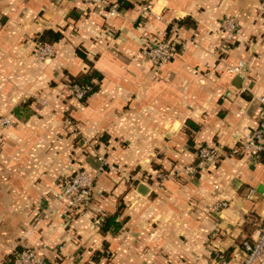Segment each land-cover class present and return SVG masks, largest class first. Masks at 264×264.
I'll return each mask as SVG.
<instances>
[{"label": "crops", "instance_id": "0c3cea01", "mask_svg": "<svg viewBox=\"0 0 264 264\" xmlns=\"http://www.w3.org/2000/svg\"><path fill=\"white\" fill-rule=\"evenodd\" d=\"M105 1L0 0V117L12 119L0 130V264L23 248L45 264H213L231 249L241 264L238 242L264 225V158L226 152L264 118V0ZM228 15L240 22L230 43ZM175 31L186 46L154 76L145 45ZM46 32L59 39L39 62ZM238 63L244 74L229 73ZM89 69L95 90L77 101L67 83ZM203 146L224 152L215 167L160 182ZM78 170L94 176L82 211L59 197ZM114 215L118 231L102 233Z\"/></svg>", "mask_w": 264, "mask_h": 264}, {"label": "built area", "instance_id": "2783aa9c", "mask_svg": "<svg viewBox=\"0 0 264 264\" xmlns=\"http://www.w3.org/2000/svg\"><path fill=\"white\" fill-rule=\"evenodd\" d=\"M84 4L102 5L105 0H78ZM142 13L149 11V6H140ZM116 10L110 9V14L114 15ZM239 18L237 15L224 16L219 22V30L222 40L226 43L232 42L239 32ZM179 44L185 47L186 44L180 38V33L175 31L172 37L161 39L153 43H147L144 48V56L148 60L151 72L157 76L161 68L172 60L179 51ZM33 56L39 61L44 62L54 56V47L51 44L36 41L33 45ZM231 74H244L242 63L236 67L228 68ZM68 95L77 100L84 101L90 92L88 85L71 83L67 85ZM258 103L264 108V96L257 98ZM12 125V119L8 116L0 117V130L7 129ZM224 152L214 146L199 147L196 151V162L194 165L178 172L162 173L158 175L160 182L170 178H182L192 176L208 167H215ZM260 154H264V118L259 122L258 127L250 134L242 138L236 146L226 152L227 157H248L257 160ZM99 161L104 160L99 157ZM94 185V176L85 170H78L73 175L63 177L60 182L61 191L59 197L66 201L72 210L82 211L90 203L91 190ZM251 193V192H250ZM227 206L225 202H217L213 207L215 210L223 209ZM243 258L241 264H264V225H260L255 230L254 239L242 243ZM213 264H229L223 251H216ZM11 264H45L32 248H23L13 254Z\"/></svg>", "mask_w": 264, "mask_h": 264}, {"label": "trees", "instance_id": "16d2710c", "mask_svg": "<svg viewBox=\"0 0 264 264\" xmlns=\"http://www.w3.org/2000/svg\"><path fill=\"white\" fill-rule=\"evenodd\" d=\"M45 36H47V41L48 42H45V41H41L43 43H47V44H51L53 43L54 41H57V39H59V35L56 34L54 35L52 32H46L45 33ZM43 40H46V37L44 38L43 37ZM81 57H84V56H81ZM95 79H99V75L97 72H95L93 69H89L87 72L85 73H80L78 74L77 76H74L70 79V82L67 83L68 85L69 84H79V85H88L90 87V92H89V95L95 90V84H93V80ZM264 158V154H260L258 159L262 160ZM115 215L114 216H109V217H103V220L100 224V231L102 233H115L118 231L119 229V224L117 222H115ZM250 238H244L242 240H240L238 242V245H239V248L242 250V243L244 241H250L249 240ZM232 250V249H231ZM231 250H227V251H224V256L226 257L227 260H230L231 259V255H232V251Z\"/></svg>", "mask_w": 264, "mask_h": 264}, {"label": "water", "instance_id": "95a60500", "mask_svg": "<svg viewBox=\"0 0 264 264\" xmlns=\"http://www.w3.org/2000/svg\"><path fill=\"white\" fill-rule=\"evenodd\" d=\"M138 191H139V193H141V194H145V188L143 187V186H139V189H138Z\"/></svg>", "mask_w": 264, "mask_h": 264}]
</instances>
